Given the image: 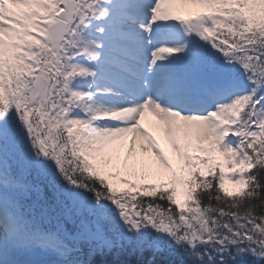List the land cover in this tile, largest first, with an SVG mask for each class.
I'll return each instance as SVG.
<instances>
[{"label":"snow or ice","instance_id":"obj_1","mask_svg":"<svg viewBox=\"0 0 264 264\" xmlns=\"http://www.w3.org/2000/svg\"><path fill=\"white\" fill-rule=\"evenodd\" d=\"M0 264H264V0H0Z\"/></svg>","mask_w":264,"mask_h":264},{"label":"rangeland","instance_id":"obj_2","mask_svg":"<svg viewBox=\"0 0 264 264\" xmlns=\"http://www.w3.org/2000/svg\"><path fill=\"white\" fill-rule=\"evenodd\" d=\"M149 117H146V120H148ZM153 132L156 133V135L158 136L157 134V131L156 129H151ZM160 142H161V147L164 149L165 151V154L171 156V157H175L177 156V154L175 153L174 149L172 148V145H171V140L169 137L166 136V139H161L159 136H158ZM174 164H175V161H174ZM228 187L231 189L233 186L231 185H228Z\"/></svg>","mask_w":264,"mask_h":264},{"label":"bare ground","instance_id":"obj_3","mask_svg":"<svg viewBox=\"0 0 264 264\" xmlns=\"http://www.w3.org/2000/svg\"><path fill=\"white\" fill-rule=\"evenodd\" d=\"M150 119H154V118L149 116L148 120H150ZM156 131L159 134L161 139H163V140L166 139V135L162 131H159V130H156Z\"/></svg>","mask_w":264,"mask_h":264}]
</instances>
